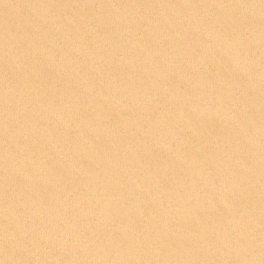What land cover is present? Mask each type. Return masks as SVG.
Instances as JSON below:
<instances>
[{"label": "water", "instance_id": "water-1", "mask_svg": "<svg viewBox=\"0 0 264 264\" xmlns=\"http://www.w3.org/2000/svg\"><path fill=\"white\" fill-rule=\"evenodd\" d=\"M0 264H264V0H0Z\"/></svg>", "mask_w": 264, "mask_h": 264}]
</instances>
